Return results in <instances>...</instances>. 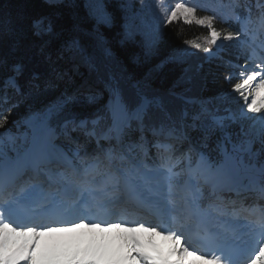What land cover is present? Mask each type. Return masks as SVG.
<instances>
[{"label":"snow or ice","instance_id":"obj_1","mask_svg":"<svg viewBox=\"0 0 264 264\" xmlns=\"http://www.w3.org/2000/svg\"><path fill=\"white\" fill-rule=\"evenodd\" d=\"M49 2L55 5L60 0ZM231 7L234 17H227L225 23L231 19L240 25L239 30L218 28L216 15H198V7L187 0H179L170 12L160 8V13L165 25L183 22L206 28L203 43L193 38L184 44L237 69L231 92L242 101L239 110L210 109L202 102L198 111H173L162 97L142 91L129 102L114 81L106 84L110 93L106 117L71 116L57 127L52 120L64 113L74 97L64 95L46 106L36 114L39 146L29 159L22 164L0 158V264H189V255L205 264H240V246L245 242L237 235L234 221L241 210L236 201L225 202L220 193L228 190L240 197L254 191L264 199V39L257 43L250 27L255 25L264 35V0H258L255 15L251 5L233 3ZM238 7H243L246 15L236 13ZM93 15L97 27L112 22L100 4L95 5ZM139 19L138 34L146 47L155 48L162 39V28ZM33 31L43 36L51 34L53 26L40 19L34 22ZM126 35L133 33L127 31ZM97 42L103 43L99 33ZM226 44L236 49L235 61H225L220 55ZM46 46L47 42L41 53L55 79L65 75L56 60L94 66L78 38L65 41L56 60L45 51ZM188 48L177 50L170 59L185 62L192 55ZM241 59L243 64L238 63ZM15 71L18 74L21 67L16 65ZM233 78V73L224 77L228 82ZM41 84L52 87L54 80H42L41 74L33 73L26 87L32 92ZM3 87L23 94L16 76H8ZM227 95L217 99L223 103ZM88 99L94 101L95 94L89 93ZM3 101L7 102L6 95ZM248 113L259 115L253 118ZM102 120H106L103 126ZM248 120L252 123L246 124ZM193 130L201 132L196 140L190 135ZM73 133L93 138L97 145L106 141L107 147L81 156ZM59 136L77 145L71 155L50 150L53 137ZM213 136L216 159L201 150ZM25 167L32 169V175L17 189ZM122 196L124 206L117 208ZM80 209L93 213L94 218H66ZM130 209L150 214L157 222L99 218L110 210L114 217H122ZM243 219L249 233L258 238V246L242 264H264V209L248 211ZM43 237L54 239L46 243ZM194 239L204 248H197Z\"/></svg>","mask_w":264,"mask_h":264},{"label":"trees","instance_id":"obj_2","mask_svg":"<svg viewBox=\"0 0 264 264\" xmlns=\"http://www.w3.org/2000/svg\"><path fill=\"white\" fill-rule=\"evenodd\" d=\"M171 1L163 0L159 7L154 6L153 0H103L110 18V25L97 27L95 18L88 12L84 0H60L53 5L49 0H0V127L1 131L23 135L30 138L32 128L29 118L35 116L46 106L55 103L64 95L73 96L74 100L67 105L64 113L52 120L53 126H59L65 118L106 117V106L110 93L106 84L118 82L123 96L129 102L138 98V92L157 95L164 99L173 111L187 108L189 112L198 111L199 106L187 103L183 98L199 96L210 109L215 106L229 107L238 111L242 101L231 92V83L236 82L237 69L230 67L224 61L214 59L209 54L188 48L184 40L196 38L203 43L207 30L196 24L187 25L183 22L164 24V16L160 8L170 12L174 7L167 6ZM195 4L198 15H216L218 28L231 27L239 30L240 25L227 17H234L231 5L233 3L252 6L253 15L258 8L255 0H187ZM128 5L129 7H125ZM159 10L158 14L155 11ZM241 16L246 15L243 7L235 9ZM133 13L138 14L134 16ZM139 17L149 25H159L162 28V39L159 44L149 49L138 32L132 37L126 35V22L130 21L136 28L140 24ZM40 19L51 21V34L38 36L33 31V24ZM251 27V26H250ZM97 33L102 36L103 43L98 44ZM72 38H78L83 47L93 58V67L88 64L56 60L57 51L61 45ZM47 42L46 52L52 54L56 66L65 73L63 78L55 79L51 73L49 62L41 53V46ZM188 48L192 53L185 62L177 63L170 59L177 50ZM107 49V51H105ZM216 50L214 49V52ZM236 49L225 45L220 53L224 60L235 61ZM243 64L244 60L238 62ZM21 71L17 74L15 66ZM33 73L41 74L42 80L53 79L54 86L41 87L29 92L26 85ZM233 73V80L228 82L226 75ZM8 76H16L23 94L13 89H4L3 82ZM94 93L95 100L89 101L88 94ZM173 93L177 95H173ZM225 97L221 103L217 97ZM7 96V102L3 97ZM183 97V98H182ZM259 114L248 113L255 118ZM4 117L7 121L4 122ZM106 120L101 121L103 126ZM246 124L252 120L245 121ZM193 140L201 136L199 130L190 132ZM78 140L80 151H90L97 147L95 139L85 137L81 133H73ZM52 145L53 153L66 152L77 147L63 136ZM68 142V143H67ZM100 146L107 147L106 141ZM255 145L254 148H258ZM211 159L218 158L216 151V136L211 137L207 146L201 148ZM154 149L151 154H154Z\"/></svg>","mask_w":264,"mask_h":264},{"label":"rangeland","instance_id":"obj_3","mask_svg":"<svg viewBox=\"0 0 264 264\" xmlns=\"http://www.w3.org/2000/svg\"><path fill=\"white\" fill-rule=\"evenodd\" d=\"M162 1L163 0H159V5ZM84 2H85V5H86L88 12L93 17H94V15H93L94 7L97 4L102 5V10L109 16L106 8L103 5V0H84ZM153 2H154V6L157 8L158 7L157 6V0H153ZM175 4L176 3L171 1L170 3L167 4V6L169 7L172 5L174 7ZM158 13H159V10H156L155 14H158ZM126 29H127V31H131L133 34L137 32L136 26H134L130 21L126 22ZM253 29L255 32H257L256 26H254ZM128 37H132V36H128ZM29 122H30V126L32 128V137H31L30 142L27 141V135L26 134L19 136L16 134L8 133L7 131H1L0 132V158L7 159V160H19L22 164H24L29 159L33 149L35 147L39 146L38 131L37 130L40 127V121L36 120L35 116H31L29 118ZM56 139H57V137H53V140H54L53 142H55ZM6 144H8V146ZM93 152H98V151L93 150ZM93 152H89L88 154H91ZM80 154H81V156H84L85 152H80ZM28 171H30V170H28ZM207 195H208V193L206 191V196ZM256 209L257 208H255V207L249 208V207L244 206L243 209L241 210L242 213H240V214H244V215L246 214L247 215L248 211H252V210L256 211ZM245 210H247V211H245ZM126 216H129V215L126 214ZM128 219H129V217H128ZM129 220H131V219H129ZM45 238H48V237H43L42 238L43 242H46V243L52 242L51 238L44 240ZM194 259H195L194 255H189L188 260L191 262V264H203V262H200L198 260H196L194 262Z\"/></svg>","mask_w":264,"mask_h":264},{"label":"bare ground","instance_id":"obj_4","mask_svg":"<svg viewBox=\"0 0 264 264\" xmlns=\"http://www.w3.org/2000/svg\"><path fill=\"white\" fill-rule=\"evenodd\" d=\"M7 146H8V144H6ZM31 175H32V173H31ZM19 186L17 185V182H16V188H18ZM124 206V205H123ZM116 207L117 208H119V207H121V204H116ZM129 216H126V214L124 215V216H122V217H116V218H122V219H125V220H129V219H132V218H137L138 217V213H136V212H134L133 210H129V212L127 213ZM138 214V215H137ZM128 217H129V219H128ZM141 218V217H140ZM134 220H136V219H134ZM49 238H51L52 239V241H53V237H48V238H45L44 240H47V239H49ZM198 255H199V253H198ZM195 259L196 260H199L198 258H197V256H195ZM200 261H202V260H200ZM188 262H189V264H191V262L188 260ZM203 262V261H202Z\"/></svg>","mask_w":264,"mask_h":264}]
</instances>
